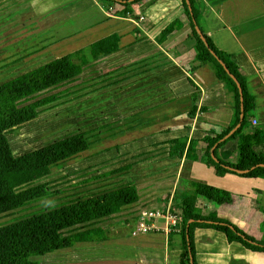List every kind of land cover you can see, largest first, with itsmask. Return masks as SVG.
Segmentation results:
<instances>
[{
  "label": "crops",
  "instance_id": "0c3cea01",
  "mask_svg": "<svg viewBox=\"0 0 264 264\" xmlns=\"http://www.w3.org/2000/svg\"><path fill=\"white\" fill-rule=\"evenodd\" d=\"M196 1L204 33L220 51L232 56L255 98L256 106L248 113L242 134L264 132V0H224L222 5L213 3L208 8ZM16 5L26 8L22 23L33 25L40 33H58L52 44L83 50L112 35L120 38V50L99 63L114 61L113 75L120 79L121 93L128 95V101L119 103L128 102L134 128L114 144L129 152L126 166L118 171L130 181L121 187L135 186L140 197L120 213L127 209V217L121 219L125 226L121 222L99 226L98 231H104L108 240L78 244L35 261L43 264L41 261L58 253L82 250L88 253H81L80 262L64 264H182V182L231 193V206L198 197L197 208L203 216L228 221L264 242V178L219 177L209 161L205 140L226 134L210 155L217 159L216 151L226 163L239 162L238 139L232 136L245 114L238 118L235 95L217 77L215 66L198 62L181 0H144L128 8H108L99 0H18ZM29 9L31 14H27ZM192 141L198 143L193 160L187 158ZM177 142L186 143L183 154ZM253 146L264 156L263 138ZM141 211H160L164 217L148 219L154 225L152 232L133 235ZM168 214L179 219V228L172 225ZM121 227L123 232H117ZM194 244L196 264H264V252L229 243L223 233L213 229H196ZM78 253L75 255L80 256ZM52 263L63 261L56 256Z\"/></svg>",
  "mask_w": 264,
  "mask_h": 264
},
{
  "label": "trees",
  "instance_id": "16d2710c",
  "mask_svg": "<svg viewBox=\"0 0 264 264\" xmlns=\"http://www.w3.org/2000/svg\"><path fill=\"white\" fill-rule=\"evenodd\" d=\"M100 1L128 8L144 0ZM182 2L192 29L191 37L195 42L198 62L201 65L215 66L217 77L235 95L238 118L240 119L242 115V105L245 114L242 126L232 136V139H238L239 162L226 163L218 158L216 151L217 159L210 155L211 150L226 134L216 139L205 140L209 161L219 177L235 174L248 178H264V156L258 155L253 146L258 138L264 139V132L242 134L243 127L248 123L247 115L256 106L255 98L249 94L246 77L241 74L232 56L220 51L204 33L200 23L201 14L196 8L195 0H182ZM194 21L202 31L205 41L198 34ZM119 43L118 36H109L92 44L88 49L54 59L0 85V215L50 198L52 192L48 186L33 184L50 176L58 165L81 157L93 146L90 138L79 135L16 159L7 134L37 119L39 109L56 101L55 96L42 97L45 93L75 81L93 63L117 53L120 50ZM195 111L194 108L191 116ZM176 144L183 154L186 143ZM197 146V142L190 143L188 159H196L194 153ZM249 170L251 171L248 173L237 172ZM181 185L185 189V198L182 202L184 246L182 264H192V259L196 264L194 232L199 228L213 229L223 233L229 243L241 244L254 252H264V242L247 235L228 221L215 216H203L197 208L198 197H203L219 206H231L234 203L231 193L199 183L182 182ZM139 198L137 188L129 185L71 202L2 227L0 228V264H41L34 259L73 248L78 244L106 241L108 240L106 233L102 230L98 231L100 227L97 225L105 219L119 215L125 208L136 204Z\"/></svg>",
  "mask_w": 264,
  "mask_h": 264
},
{
  "label": "rangeland",
  "instance_id": "374dc122",
  "mask_svg": "<svg viewBox=\"0 0 264 264\" xmlns=\"http://www.w3.org/2000/svg\"><path fill=\"white\" fill-rule=\"evenodd\" d=\"M17 1L0 0V85L67 55L69 51H78L69 44H52L57 32L40 33L33 25L22 23V11L26 8L16 7ZM195 2L198 9L197 1ZM198 2L208 8L213 3L222 5L225 1ZM102 4L108 8L116 6L107 2ZM31 11L29 9L27 14H31ZM198 11L202 16V12ZM113 62H95L75 81L45 93L42 97L55 96L56 101L39 109L37 119L7 134L16 159L79 135L90 138L93 146L86 154L58 165L50 176L34 183V186H48L52 192L51 197L1 214L0 228L71 202L117 189L130 181L129 177L126 178L118 171L126 166L129 152L126 149L121 151V145L114 144V140L127 136L134 127L130 120L128 102L119 103L121 99L128 101V95L121 93L119 89L120 79L113 75ZM125 211L103 220L97 226L122 223L121 219L128 215ZM122 226L125 225L122 223ZM180 229H183V224ZM117 232H123V227ZM77 252L80 256L75 255ZM81 253L88 252L75 250L61 255L58 253L56 256L61 257L64 264L66 261L80 262ZM56 256H50L41 262L54 264L52 262Z\"/></svg>",
  "mask_w": 264,
  "mask_h": 264
},
{
  "label": "built area",
  "instance_id": "2783aa9c",
  "mask_svg": "<svg viewBox=\"0 0 264 264\" xmlns=\"http://www.w3.org/2000/svg\"><path fill=\"white\" fill-rule=\"evenodd\" d=\"M254 124H257V122L254 121ZM159 217H164V215L160 211H141L138 217V227L137 230L133 232V235L147 234L152 232L154 229V225H149L147 221L148 219L153 220ZM166 217L172 221V225L174 227L179 226V219L177 217H174L171 214H168Z\"/></svg>",
  "mask_w": 264,
  "mask_h": 264
},
{
  "label": "water",
  "instance_id": "95a60500",
  "mask_svg": "<svg viewBox=\"0 0 264 264\" xmlns=\"http://www.w3.org/2000/svg\"><path fill=\"white\" fill-rule=\"evenodd\" d=\"M133 1V0H132ZM187 4L189 5V8H190V10H191V7H190V3H189V1H187ZM195 22V21H194ZM195 24H196V22H195ZM196 30H197V32H198V34L200 35V37H201V39L203 40V41H205V38H204V36H203V33H202V31L200 30V28L197 26V24H196ZM239 88H241L240 86H239ZM243 112H244V109H243V105H242V114H243ZM214 155V154H213ZM264 167V166H263ZM251 170H249V171H245V172H242V171H237V172H239V173H248V172H250ZM191 223H193V222H191ZM188 239H189V236H188ZM192 264H194L193 263V259H192Z\"/></svg>",
  "mask_w": 264,
  "mask_h": 264
}]
</instances>
